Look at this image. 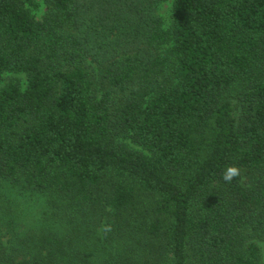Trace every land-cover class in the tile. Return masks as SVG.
<instances>
[{
    "label": "trees",
    "instance_id": "trees-1",
    "mask_svg": "<svg viewBox=\"0 0 264 264\" xmlns=\"http://www.w3.org/2000/svg\"><path fill=\"white\" fill-rule=\"evenodd\" d=\"M166 1L45 0L38 21L37 0H0V188L115 218L144 195L153 256L118 264H264V0H173L168 30ZM37 248L0 264L62 243Z\"/></svg>",
    "mask_w": 264,
    "mask_h": 264
},
{
    "label": "rangeland",
    "instance_id": "rangeland-1",
    "mask_svg": "<svg viewBox=\"0 0 264 264\" xmlns=\"http://www.w3.org/2000/svg\"><path fill=\"white\" fill-rule=\"evenodd\" d=\"M37 2L38 8H30V11L36 20L42 21L48 6L45 0ZM172 8L173 0H167L157 7L166 30L171 27ZM167 49L169 47L162 53ZM5 77V81L0 83V90L11 78L10 75ZM20 77L26 82L24 76ZM127 95H130V91ZM124 142L132 149L142 151L131 139L126 138ZM0 190V251L8 250L11 254L12 250L21 249L29 255H37L40 250L37 248L38 237L51 235L62 243V248L54 251L57 253L54 264H118L130 248L136 251L131 254L132 257L136 255L137 258L138 255L145 259L153 256L152 243L145 234L151 221L145 213L150 211L152 203L144 195L133 211L115 218L114 211L103 202L102 208L85 206L6 182L2 183ZM112 219L116 221L113 223ZM23 239L27 243H23ZM258 243L264 254V242ZM42 253L43 256L48 255V250ZM28 257L26 255L18 261Z\"/></svg>",
    "mask_w": 264,
    "mask_h": 264
},
{
    "label": "clouds",
    "instance_id": "clouds-1",
    "mask_svg": "<svg viewBox=\"0 0 264 264\" xmlns=\"http://www.w3.org/2000/svg\"><path fill=\"white\" fill-rule=\"evenodd\" d=\"M235 175H237V169L236 168H228L223 179L228 182L230 181Z\"/></svg>",
    "mask_w": 264,
    "mask_h": 264
}]
</instances>
